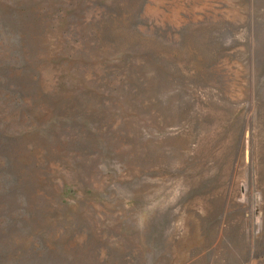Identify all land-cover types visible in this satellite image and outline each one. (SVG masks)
Masks as SVG:
<instances>
[{"label":"rangeland","instance_id":"374dc122","mask_svg":"<svg viewBox=\"0 0 264 264\" xmlns=\"http://www.w3.org/2000/svg\"><path fill=\"white\" fill-rule=\"evenodd\" d=\"M0 264H264V0H0Z\"/></svg>","mask_w":264,"mask_h":264}]
</instances>
